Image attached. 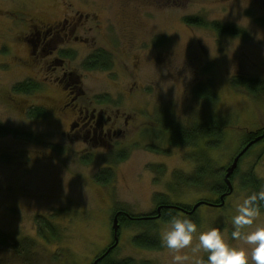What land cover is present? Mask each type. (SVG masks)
Masks as SVG:
<instances>
[{
  "label": "rangeland",
  "instance_id": "rangeland-1",
  "mask_svg": "<svg viewBox=\"0 0 264 264\" xmlns=\"http://www.w3.org/2000/svg\"><path fill=\"white\" fill-rule=\"evenodd\" d=\"M126 17H137L140 24L132 45L125 38ZM189 18L205 25H190ZM73 19L82 20L75 36L86 43L72 40L49 58L40 49L35 52L31 42L45 32L43 23ZM214 24L242 34L220 35ZM100 51L109 54L110 70L88 69ZM56 58L62 64L52 68ZM67 73L80 77V102L93 101L112 117L117 136L107 140V147L75 143L78 129L69 139L63 135L72 108L60 110L72 91L54 83ZM239 77L264 81V0H0V123L13 130L0 137V233L11 239L0 246V264H93L112 245L116 210L147 216L157 208V195L191 208L219 200L209 190L178 185L177 172L196 174L195 156L206 150V142L173 147L166 123L191 127L212 115L224 118L223 144L207 155L225 173L244 149L247 133L264 129V95L235 87ZM24 83L37 90L17 92ZM198 87L211 89L217 103L198 99ZM33 109L44 115L30 116ZM122 155L126 159L120 162ZM154 166L166 170L160 174ZM110 167L113 182L96 183L98 173ZM253 175L264 187V142L240 163L225 208L204 206L195 213L197 236L219 227L229 233L230 243L243 246L231 238V218L238 198L254 192L246 183ZM41 219L56 231L55 238L41 236ZM257 224H264V214ZM167 227L155 222L156 230L149 227V233L161 240ZM147 230L121 228L117 258L169 264L173 253L166 247L149 251L133 245V237ZM184 252L191 256L190 249Z\"/></svg>",
  "mask_w": 264,
  "mask_h": 264
},
{
  "label": "trees",
  "instance_id": "trees-1",
  "mask_svg": "<svg viewBox=\"0 0 264 264\" xmlns=\"http://www.w3.org/2000/svg\"><path fill=\"white\" fill-rule=\"evenodd\" d=\"M186 22L190 25H196V26H204V22L201 19L196 18H189L186 19ZM209 25H207L208 27ZM213 28L218 31L220 35H232V36H238L239 34H242V31L235 29L233 27H223L221 25L214 24ZM108 56L106 57H93L90 59V62L87 64L88 69H108L110 70V60H108ZM106 61V63L102 66L101 61ZM90 63V64H89ZM233 85L237 88H244L247 90L250 94H253L255 96H262L264 95V81L259 79H251V78H236L233 80ZM16 91L19 93H25L30 94L32 92H35L37 90V87L35 85H30L29 83H24L16 86ZM195 96L200 99L204 100L210 103V105H215L217 103V96L216 94L209 88L206 87H198L195 91ZM30 116L37 118L40 116H43L44 113L40 109H33L32 112H30ZM166 124L168 136H169V144L173 147H190V148H197L200 143L203 141L206 142L204 152L200 153V155H197L195 157H198L197 163H198V169L196 170V174L194 176H184L182 173L177 172L175 174L176 181L178 182V185H184L189 188H195L200 190H209L213 195H216L217 197L219 195H223L228 191L227 185L223 181V174L222 171L218 168H216L214 162L212 159L208 157L209 150L208 149H218L223 144L224 140V131L227 128L226 121L224 118L219 117L217 115H212L207 122H201V123H194L191 127H186L182 124H180L177 120H170ZM13 131V130H12ZM10 129L6 128L4 125L0 123V137H5L9 135L12 132ZM264 133V130H259L257 132H249L246 135V140L244 144V148L249 145L251 142L256 140L258 137L262 136ZM18 134V133H16ZM21 136V135H18ZM22 137V136H21ZM24 137V136H23ZM27 139V136H26ZM261 142L257 143L253 146L256 147L258 144L263 143ZM156 148V147H155ZM153 149L154 151L159 150L158 148ZM252 151V149L243 157V159ZM167 153L168 151H164ZM126 156L122 155L120 157V162L122 160H125ZM242 159V160H243ZM241 160V162H242ZM156 172L163 174L165 172V167L163 166H154L151 167ZM239 173V169L236 171L234 175V179ZM114 178V171L112 169H106L103 171H100L98 175L96 176V183L108 186L113 182ZM249 182V187L253 189L254 192L260 191L261 187H263L262 182L257 179L254 175L252 178L250 177V180H246V183ZM172 191H176L174 187H172ZM168 197L163 196H156L155 202L157 205H159L162 208V222L164 224H168V220L170 219L168 215V208L169 202ZM220 203V201H219ZM184 208L186 210H192L190 207L187 206H177L174 210V214L181 215L180 209ZM125 211L116 210L113 219L118 216L119 217V225H120V231L119 234L121 236V228H130L132 226L136 227H148V230L146 233L133 237L132 243L133 245L142 250H149V251H157L162 250L165 247L162 246V241L160 240L159 236H151L149 231L156 230L154 228V221L148 220V219H141L140 216L136 215H128L130 216V219H127V217L124 214ZM156 215V214H155ZM159 214H157L158 216ZM191 218L199 225V219L196 217V214H193ZM39 227L41 228V236L44 238H55L57 236L56 231L50 226V224L46 223L44 219H41L38 221ZM151 227V229H149ZM11 244V239L7 235H3L0 233V246H7ZM14 245L16 243H13ZM114 244V239L112 242V245ZM16 246V245H15ZM119 250V247L116 248L110 255H108L106 258H104L99 264H150L148 262L139 263L134 258H117L116 252ZM107 252L104 251L101 255L103 256ZM101 256V257H102Z\"/></svg>",
  "mask_w": 264,
  "mask_h": 264
},
{
  "label": "clouds",
  "instance_id": "clouds-1",
  "mask_svg": "<svg viewBox=\"0 0 264 264\" xmlns=\"http://www.w3.org/2000/svg\"><path fill=\"white\" fill-rule=\"evenodd\" d=\"M235 212L230 235L243 245L240 247L230 243L229 233L219 227L199 232L197 236L199 226L190 216L174 214L169 209L168 227L161 236L162 246L173 253L169 264H264V224H257L264 214V187L241 195ZM253 225H256L254 230L244 231ZM185 249H190L191 256ZM201 253L207 254L206 260Z\"/></svg>",
  "mask_w": 264,
  "mask_h": 264
},
{
  "label": "flooded vegetation",
  "instance_id": "flooded-vegetation-1",
  "mask_svg": "<svg viewBox=\"0 0 264 264\" xmlns=\"http://www.w3.org/2000/svg\"><path fill=\"white\" fill-rule=\"evenodd\" d=\"M134 8H136V6ZM136 9H138L140 11L139 7H137ZM136 18L137 17H135V20L133 21L132 18L126 17L125 19L128 20L129 22H124V24H125V30H124L125 38L130 39L131 45L135 42V41H133L134 36H136L138 31L140 30V24L137 22ZM81 21H82L81 19H79V20L73 19L71 22L69 20H65V21H60V22L53 23V24L43 23V28L45 29V32L43 31L42 32L43 35H41V36H40V34H38L36 36L37 40H34V42H31V44H33V46L35 48V52L38 51V49H40L41 50L40 51L41 56L43 58H49L50 56L54 55L56 52L58 53V47L60 45L68 44V42H70L72 40L83 41L86 43L87 42L86 40H80L79 36H75L76 31H77L78 27L80 26ZM99 28H101V26H99ZM28 42H30V41L28 40ZM40 45H41V48H40ZM106 56L109 57V54L106 52H101V51L97 55V57H106ZM61 64H62V61H59V59L56 58V59H53L51 61L50 65L52 68H55ZM80 83H81L80 77L76 78L74 73H67V74L57 78L55 80V83H54L56 86H59V85L62 86V88L65 92L72 91L70 93V96L68 97L69 102L64 104V106H61V110H60V111H64L66 108H72L71 109L72 114L68 115V118H66V119L70 120V122L68 124L69 131L67 133H64L63 135H66L65 137L67 139H69V137H71L73 132L76 129H78V130H80V132H79V134L74 135L73 141L75 143H78L79 145H81V144L84 146L91 145L90 149L99 150L100 148L107 147V140L112 139V137L117 136V134L112 131V128H111L112 127V125H111L112 117H110L109 115H106V114H108L107 111L96 109L93 106L95 104L93 101H90L89 103H86L84 101L80 102V99L82 97H84V93L81 91V89L79 87ZM77 84H78V86H77ZM73 89H75L76 91L74 92ZM60 115H63V114L60 113ZM113 148H115V146ZM151 148H155V147H151ZM251 149H253V147ZM122 152H124V151H122ZM93 154H95V153H93ZM93 154L91 153L90 155L94 156ZM240 163H241V161H240ZM108 169H112V168L110 167ZM228 169L229 168H227L225 173H223V181L226 185H227V183L225 181V177L227 175ZM234 175L230 179L232 184L234 181V178H233ZM227 188H228V186H227ZM228 192H229V190L226 193H224L223 195H219L218 196L219 200L209 201L207 203L214 204L215 206L220 205L222 197L225 196ZM227 198H229V197L225 198V202H226ZM219 201H220V203H219ZM202 202H206V201H202ZM156 206H157V208L153 213H151L147 216H144V217L140 216V218L152 220V221H154V223L159 222V221L162 222V220H161L162 219V208L159 205H156ZM204 206L210 207L207 205H202L201 207H204ZM225 206H226V204H225ZM225 206L223 208H225ZM168 208L176 209L177 205L173 206L172 204H169ZM210 208H218L219 209V207H210ZM191 209L193 210V208H191ZM192 210H186L184 208H181L180 212H181L182 216L186 214V215L191 217L193 214H195L198 211L197 210L195 213H193L191 215H189V213H186V212H191ZM124 214L127 217V219H130V216H128L130 214H128L127 212H124ZM157 214H159V215L157 216ZM114 219H113V221H114ZM113 238H114V233H113ZM110 247H112V245L109 246L106 250H108ZM101 256L102 255H100L97 259H95L94 263L96 262V260L101 258Z\"/></svg>",
  "mask_w": 264,
  "mask_h": 264
},
{
  "label": "water",
  "instance_id": "water-1",
  "mask_svg": "<svg viewBox=\"0 0 264 264\" xmlns=\"http://www.w3.org/2000/svg\"><path fill=\"white\" fill-rule=\"evenodd\" d=\"M262 140H264V133L262 136L258 137L256 140H254L253 142H251L249 145H247L234 159L232 165L229 167V169L227 170V175L225 177V181L227 183L228 186V190L229 192L222 197L221 199V204L218 206H215L214 204H210L207 202H201L199 204H197L193 210L191 212H186L189 213V215L195 213L202 205H207L210 207H219V208H223L226 204L225 202V198L229 195H231L234 192V187L233 184L231 182V177L235 174V172L239 169V165H240V161L241 159L249 152V150L256 145L257 143L261 142ZM172 208V207H171ZM120 225H119V217L116 216L114 221H113V233H114V244L112 245V247H110L107 252L98 260H96V262L94 264H99L104 258H106L108 255H110L120 244Z\"/></svg>",
  "mask_w": 264,
  "mask_h": 264
}]
</instances>
